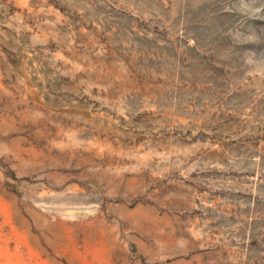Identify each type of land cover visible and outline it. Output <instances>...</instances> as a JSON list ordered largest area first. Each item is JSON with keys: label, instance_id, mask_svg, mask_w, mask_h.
I'll use <instances>...</instances> for the list:
<instances>
[{"label": "rangeland", "instance_id": "1", "mask_svg": "<svg viewBox=\"0 0 264 264\" xmlns=\"http://www.w3.org/2000/svg\"><path fill=\"white\" fill-rule=\"evenodd\" d=\"M0 264H264V0H0Z\"/></svg>", "mask_w": 264, "mask_h": 264}]
</instances>
